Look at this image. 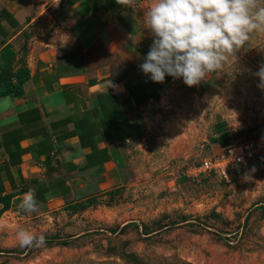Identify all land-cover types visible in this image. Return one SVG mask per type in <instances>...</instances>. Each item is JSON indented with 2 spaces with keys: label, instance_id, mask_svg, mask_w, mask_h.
I'll use <instances>...</instances> for the list:
<instances>
[{
  "label": "rangeland",
  "instance_id": "1",
  "mask_svg": "<svg viewBox=\"0 0 264 264\" xmlns=\"http://www.w3.org/2000/svg\"><path fill=\"white\" fill-rule=\"evenodd\" d=\"M153 2L126 6L144 24L146 44ZM261 65L264 32L252 33L199 85L178 79L142 102L146 133L98 182L78 183L72 201L84 197L85 208L33 220L0 208V264H264V90L254 75ZM220 129L229 144H263L252 163L229 165L231 182L197 170L222 153ZM18 229L46 244L20 247Z\"/></svg>",
  "mask_w": 264,
  "mask_h": 264
},
{
  "label": "crops",
  "instance_id": "2",
  "mask_svg": "<svg viewBox=\"0 0 264 264\" xmlns=\"http://www.w3.org/2000/svg\"><path fill=\"white\" fill-rule=\"evenodd\" d=\"M144 28L115 0H57L48 6L0 0V75L29 70L21 94L0 96V197L11 196L9 208L0 202L1 209L29 220L47 217L83 202L72 201L78 183L98 182L97 176L124 161L130 144L146 133L141 86L153 84L157 91L178 80L166 76L156 83L141 71L153 41L151 33L150 43L142 42ZM10 81L18 84L14 75ZM105 100L118 119L109 129L101 125ZM92 121L100 128L88 136L85 127ZM106 132L124 136L112 141ZM223 133L215 134L221 149L229 144ZM70 164L77 168L68 171ZM33 189L36 210L22 211L19 204Z\"/></svg>",
  "mask_w": 264,
  "mask_h": 264
},
{
  "label": "clouds",
  "instance_id": "3",
  "mask_svg": "<svg viewBox=\"0 0 264 264\" xmlns=\"http://www.w3.org/2000/svg\"><path fill=\"white\" fill-rule=\"evenodd\" d=\"M115 2L125 7L133 0ZM146 24L153 41L139 65L141 71L152 82L163 83L170 76L192 87L222 69L252 33L264 32V0H154ZM254 75L259 78L257 87L264 90V65ZM37 204L33 189L19 208L35 211ZM16 236L22 248L46 244L44 235L24 229H18Z\"/></svg>",
  "mask_w": 264,
  "mask_h": 264
},
{
  "label": "trees",
  "instance_id": "4",
  "mask_svg": "<svg viewBox=\"0 0 264 264\" xmlns=\"http://www.w3.org/2000/svg\"><path fill=\"white\" fill-rule=\"evenodd\" d=\"M16 76L17 77V80H18V84L15 85V84H12L11 81H10V78L12 76ZM29 76V70L28 68H22L20 71H18L17 73H13L11 71V69H5L3 71V73L0 75V96L4 95V94H21L22 93V83L24 81L27 80ZM156 94V91H152V92H148V93H143L142 97H141V100L140 97L138 99V104H140L141 102H144L145 100H147L149 97L151 96H154ZM110 102L111 100L107 101L105 100L104 101V104L106 105V109L103 107L104 105L101 104V106L106 110L103 111L104 113V116H103V119H102V126H104V128H106L105 126L108 127H114V125L116 124L118 126V119H117V113L115 112V110H113L111 107H110ZM101 103V101H100ZM101 107V108H102ZM93 114V112H91ZM89 119V118H88ZM93 123L94 121H92L91 123H89V125H87L85 127V130L87 131V135L88 136H93L94 134V131H97V129L100 128V125H98L97 127H93ZM101 126V128H102ZM76 127L78 128H81V126L79 125H76ZM115 131V130H114ZM138 134H141V133H134V136L138 135ZM106 136L109 138V139H112V141H114L115 139H117V137L119 136H124V134L121 132H113V133H110V132H106ZM91 165H87V166H83L81 167V169H84V168H89ZM77 166L74 165V164H70L67 166V170L68 171H71V170H74L76 169ZM102 168V167H101ZM11 196L10 195H7V196H2L0 197V202L4 203V207L5 208H9V200H10ZM90 200H93V198H90ZM70 207L73 209V210H79V209H83L86 207V204L83 203V202H77L75 204H71Z\"/></svg>",
  "mask_w": 264,
  "mask_h": 264
},
{
  "label": "built area",
  "instance_id": "5",
  "mask_svg": "<svg viewBox=\"0 0 264 264\" xmlns=\"http://www.w3.org/2000/svg\"><path fill=\"white\" fill-rule=\"evenodd\" d=\"M262 146L261 141L252 138L228 144L223 147L221 154L204 159L197 170L200 172L213 171L221 179L231 182L229 165L239 166L252 163Z\"/></svg>",
  "mask_w": 264,
  "mask_h": 264
}]
</instances>
